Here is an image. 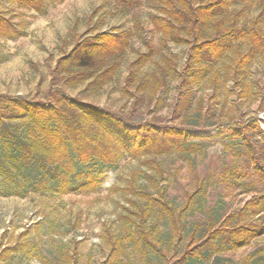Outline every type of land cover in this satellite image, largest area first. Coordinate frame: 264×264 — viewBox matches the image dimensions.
<instances>
[{
  "label": "trees",
  "instance_id": "obj_1",
  "mask_svg": "<svg viewBox=\"0 0 264 264\" xmlns=\"http://www.w3.org/2000/svg\"><path fill=\"white\" fill-rule=\"evenodd\" d=\"M6 1L12 7L0 9V38L16 40L26 35V11L44 15L50 5L63 0ZM104 6L121 15L131 14L132 27L140 29L143 26L138 9L151 8L149 21L163 40L186 46L183 67L179 69L177 56L173 55L158 73L140 77L141 68L158 51L146 42L147 51H137L123 88L127 96L134 98L130 113L85 101L66 86L86 82L88 90L102 88L114 80L129 51L133 29L113 26L97 30L94 26L95 34L82 36L58 59L52 70V84L42 97L0 94V196L25 197L33 192L66 195L96 192L102 187L113 191V172L125 157L142 159L159 169L157 156L178 153L189 161L193 153H199L212 141L244 158L240 169L224 167L219 180L249 192L255 188L254 180L244 178L255 175L264 186V128L260 118L218 121L212 108L205 109L204 99L196 97V90L211 86L224 90L230 81L239 99L253 101L254 94L259 96L253 92L248 75L255 59L264 61V0H104L98 9ZM173 78L179 83L172 114L180 124L165 123L156 115L165 103L158 91ZM135 84L138 92L131 90ZM146 88V95L140 93ZM143 101L149 107L154 105V115L149 119L133 114ZM208 187L209 182L199 180L194 191L186 192L182 212L206 195ZM146 195L159 204L150 202V207L160 206L177 226L175 210L151 194ZM202 225H192L191 240L174 264H186L195 257L213 259V264H264V245L238 262L224 256L264 234V187L242 208L224 216L219 227L210 223L206 228L208 238L192 247ZM139 227L150 241L154 228L146 230L142 223ZM117 248L113 247L103 264L114 263L119 255ZM17 250L18 246H10L2 255Z\"/></svg>",
  "mask_w": 264,
  "mask_h": 264
},
{
  "label": "rangeland",
  "instance_id": "obj_2",
  "mask_svg": "<svg viewBox=\"0 0 264 264\" xmlns=\"http://www.w3.org/2000/svg\"><path fill=\"white\" fill-rule=\"evenodd\" d=\"M103 3L104 0H63L50 5L44 15L26 11L29 21L26 35L16 40L0 38V56L5 58L0 59V94L42 97L52 84V70L58 59L82 36L95 34L94 26L97 30H110L113 26L133 29L129 51L114 80L102 88L88 90H85L86 82L76 87L66 86L69 92L85 101L126 112L133 110L134 98L127 96L123 88L129 65L137 58V51H147L146 42L158 51L141 68L140 77L148 78L158 73L173 55L177 56L175 61L179 69L183 67L186 46L163 40L149 21L151 8L138 9L143 26L140 29L132 27L131 14L121 15L106 6L98 9ZM11 5L0 0V9ZM248 78L253 92L259 95L254 94L253 101L239 99L232 81L224 90L212 86L196 90V97L204 99L205 109L212 108L218 121L257 116L264 128V61L255 59L252 62ZM178 83L179 79H170L158 91L165 103L156 115L168 124L181 122L172 114ZM137 87L131 85V90L137 91ZM148 92V88L140 91L145 95ZM153 106L143 101L133 114L139 119H149L154 115ZM193 156L189 161L178 153L157 156L159 169L145 164L142 159L125 157L113 172V191L102 187L96 192L66 195L33 192L25 197L0 196V264H48L46 260L55 264H103L115 245L119 255L113 264H174L191 240L194 223L203 225L196 231L197 241L192 247L208 238L206 228L210 223L219 227L224 216L242 208L264 187L255 175L244 178L254 180L255 188L249 192H242L241 187H229L219 180L218 175L224 167L240 169L244 158L234 155L218 141H212ZM199 180L209 182L206 195L198 197L191 208L182 212L185 193L194 191ZM146 194L168 203L175 210L177 226L164 209L154 207L158 202L148 200ZM147 207L150 208L144 213ZM141 223L146 230L154 228L150 241L143 237ZM263 245L264 234L245 247L225 252L224 256L233 263L238 262ZM10 246H18L19 250L2 255ZM186 264H213V259L195 257Z\"/></svg>",
  "mask_w": 264,
  "mask_h": 264
}]
</instances>
